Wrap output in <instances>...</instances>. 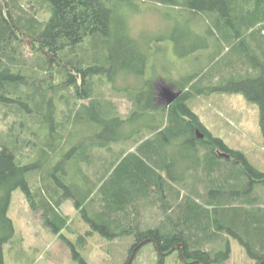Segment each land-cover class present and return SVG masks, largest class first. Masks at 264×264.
Segmentation results:
<instances>
[{"label":"trees","instance_id":"trees-1","mask_svg":"<svg viewBox=\"0 0 264 264\" xmlns=\"http://www.w3.org/2000/svg\"><path fill=\"white\" fill-rule=\"evenodd\" d=\"M119 1L133 0H0V264L16 234L17 190L61 237L71 224L61 207L74 201L91 229L79 248L94 234L134 239L128 264L149 244L157 264L173 254L182 264H225L229 238L264 264V171L188 105L205 90L242 95L259 107L264 139V0H144L202 19L219 46L213 62L231 57L176 81L170 105L151 82L132 92L112 81L133 65L143 76L150 63ZM140 119L146 126L131 131ZM148 207L160 210L158 223L146 224Z\"/></svg>","mask_w":264,"mask_h":264},{"label":"rangeland","instance_id":"rangeland-1","mask_svg":"<svg viewBox=\"0 0 264 264\" xmlns=\"http://www.w3.org/2000/svg\"><path fill=\"white\" fill-rule=\"evenodd\" d=\"M132 38L138 42L149 57L145 75H138L140 67L133 65L134 72L126 71L113 77L117 91L130 89L132 92L146 86L147 82L157 86L160 105H168L170 93H180L176 81L186 75L208 70L215 63L218 68L224 57L213 62L218 44L207 38L205 22L197 16L181 14L178 10L144 0L119 1ZM26 45H31L29 40ZM127 68V66H125ZM170 78V80H169ZM220 84V82L218 83ZM208 83L198 88L207 89ZM169 93V94H168ZM122 114H128L131 105L124 98L111 94ZM189 107L201 118L205 126L217 137H221L231 147L243 151L251 164L264 171V139L259 128L260 110L256 104L248 102L239 94L210 93L205 90L195 95ZM146 122L141 119L131 127V131L143 130ZM259 191L264 199V188ZM147 209V210H146ZM144 210L146 224H156L160 210L148 207ZM61 212L70 219V229L64 237L52 234L45 226L41 213H34L21 190L14 192L9 217L14 222L16 234L8 243H3L2 253L5 264H80L74 258L72 244L80 251L88 264H128L130 247L134 239L109 242L100 235L87 238L86 245L78 247V239L91 229L83 222L74 206V201H65ZM144 220V221H145ZM3 237V236H1ZM232 255L225 264H256L238 240L229 238ZM130 264H157L158 252L152 244L141 248ZM167 264H182L177 254H173Z\"/></svg>","mask_w":264,"mask_h":264},{"label":"water","instance_id":"water-1","mask_svg":"<svg viewBox=\"0 0 264 264\" xmlns=\"http://www.w3.org/2000/svg\"><path fill=\"white\" fill-rule=\"evenodd\" d=\"M169 94V93H168ZM180 94L181 93H177V94H175V93H170L169 95H168V97L170 98L169 99V101H168V105H170V104H172L179 96H180ZM222 156H224V157H226L227 159H229V156H227V155H222ZM134 256V255H133ZM133 259V258H132ZM131 259V260H132Z\"/></svg>","mask_w":264,"mask_h":264}]
</instances>
